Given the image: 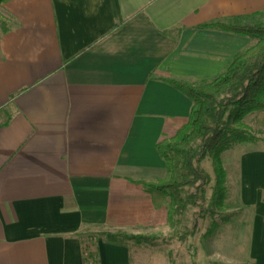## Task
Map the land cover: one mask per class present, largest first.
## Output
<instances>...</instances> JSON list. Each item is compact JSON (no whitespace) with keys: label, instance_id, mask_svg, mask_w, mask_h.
I'll list each match as a JSON object with an SVG mask.
<instances>
[{"label":"crops","instance_id":"obj_1","mask_svg":"<svg viewBox=\"0 0 264 264\" xmlns=\"http://www.w3.org/2000/svg\"><path fill=\"white\" fill-rule=\"evenodd\" d=\"M0 14V264H85L91 235L166 227L143 184L166 177L157 146L192 102L165 80L220 77L253 41L203 26L261 25L264 0H12ZM251 119L261 141L228 156L232 180L223 163L246 219L225 228L232 264H264V111ZM97 248L100 264H158Z\"/></svg>","mask_w":264,"mask_h":264},{"label":"trees","instance_id":"obj_2","mask_svg":"<svg viewBox=\"0 0 264 264\" xmlns=\"http://www.w3.org/2000/svg\"><path fill=\"white\" fill-rule=\"evenodd\" d=\"M10 1L0 0V7ZM203 27L248 37L253 43L237 55L216 79L195 84L165 80L192 102V110L188 123L177 135L157 146L166 164V177L143 185L157 209L167 208V225L171 228L177 227L180 217L191 207L199 209L194 230L197 219L205 218L206 212L214 217L224 209L228 186L222 155L237 145L261 141L246 120L264 111V25L211 24ZM8 30L7 24L0 19V32L6 34ZM207 160L212 163L215 180L211 209L205 208L207 187L213 180L203 167ZM232 217L227 215L223 223L231 222ZM192 233L185 234L182 242L186 243ZM100 238L114 246H125L126 242L135 241L153 247L159 239L158 236L125 232L91 235L83 241L85 264H100L96 244Z\"/></svg>","mask_w":264,"mask_h":264},{"label":"rangeland","instance_id":"obj_3","mask_svg":"<svg viewBox=\"0 0 264 264\" xmlns=\"http://www.w3.org/2000/svg\"><path fill=\"white\" fill-rule=\"evenodd\" d=\"M0 19L4 23L7 22L0 14ZM261 25H264L261 24ZM251 26V25H248ZM247 123L253 126V120L251 117L247 118ZM237 147V146H236ZM231 149L227 155H225L223 163L226 165L227 172L230 175V180L234 177L235 169L229 165L228 158L232 157L235 152V148ZM234 150V151H233ZM229 156V157H228ZM223 157V155H222ZM203 167L213 176V180L210 186L207 187L205 208H212V186L215 184L214 174L212 170V163L207 160L203 163ZM228 186V197L226 206L224 209L218 212L214 217L210 213H205V218L197 219V227L194 230L195 218L199 215V209L189 208V210L180 217L179 224L176 228H171L168 225L160 229L156 234L150 236H158V241L153 247L148 244H137L135 241L126 242L127 245L134 247L146 255L152 258L151 262H158V264H232L231 260L224 258L227 255V250L230 252H236L237 246L229 245L226 247L228 236L227 233L231 230L225 228L234 221L242 222L246 221L245 218H241V213L238 204V198L234 194L233 184L231 188ZM233 216L231 222L224 224L223 219L227 216ZM198 218V217H197ZM229 230V231H228ZM193 232V233H192ZM119 233V232H116ZM127 233V232H125ZM189 235L187 242H182V237ZM130 235H135L128 233ZM226 234V235H225ZM229 234V233H228ZM148 235V234H147ZM99 242L96 241V244ZM195 256L193 257V255ZM235 258V257H234Z\"/></svg>","mask_w":264,"mask_h":264}]
</instances>
